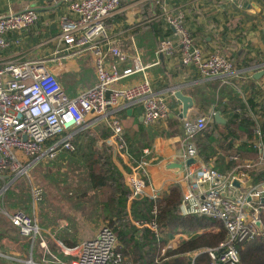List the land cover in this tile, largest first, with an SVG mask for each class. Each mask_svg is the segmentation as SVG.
Segmentation results:
<instances>
[{
  "label": "built area",
  "instance_id": "obj_1",
  "mask_svg": "<svg viewBox=\"0 0 264 264\" xmlns=\"http://www.w3.org/2000/svg\"><path fill=\"white\" fill-rule=\"evenodd\" d=\"M121 7V0H76L70 4L76 17H60V31L56 38L62 46L54 52L58 63L88 54L94 64L95 84L82 89L76 96L68 94L45 59L20 54L1 55V51L11 44L7 34L34 25L39 19L38 12L30 7L0 13V198L3 199L10 185L28 176L41 159L53 161L63 150L73 151L75 147L71 138L88 127V118L110 121L114 153L124 159L129 168L128 200L145 192L146 183L142 176L150 162L145 158L135 159L129 153L119 108L141 105L146 124L167 119L171 109L164 95L152 88L149 66L142 62L140 52L134 50L130 56L109 35L107 20ZM162 16L180 35L183 65H193L204 78L230 76L236 72L228 56L218 52L207 54L196 44L183 25L181 10L171 13L164 8ZM176 48L171 39H163L157 53L171 55ZM257 68L264 70V64ZM136 75L141 78L135 83L123 84V80ZM208 123L209 115L206 114L183 119L181 155L185 164L177 179L182 194L178 212L183 216L218 219L227 232L226 239L219 246L192 255L193 264L201 253L207 254V264H242L239 245L253 240L264 229V181H257L258 173L252 172L262 159L240 163L227 173L199 159L195 135ZM255 133L263 152L264 129L258 121ZM144 152L149 151L144 149ZM189 159L194 162L187 165ZM230 160L237 161L238 157L233 155ZM234 181L240 185L236 186ZM157 198L158 195H153L146 214L131 219V223L152 237L158 260L166 247L160 246ZM32 199L33 204L44 201L43 189L33 188ZM1 210L30 243L29 264H127L116 251L117 238L109 226H103L93 237L72 247L54 238L52 244L57 250L53 251L45 229L33 215L22 209L8 211L1 207ZM193 235V232L177 234L167 246L175 248ZM34 249L38 259L34 256Z\"/></svg>",
  "mask_w": 264,
  "mask_h": 264
},
{
  "label": "crops",
  "instance_id": "obj_2",
  "mask_svg": "<svg viewBox=\"0 0 264 264\" xmlns=\"http://www.w3.org/2000/svg\"><path fill=\"white\" fill-rule=\"evenodd\" d=\"M74 1L76 0H0V13L18 12L31 7L39 15L38 21L33 26L20 33L10 32L7 34L11 44L1 51L2 57H12L20 54L34 59H45L49 68L56 73L65 90L71 96H76L82 89L90 87L96 82L94 64L90 55L85 54L75 59H67L61 64L58 63L54 55L55 50L62 46L56 38L60 31L59 19L61 16L76 17V14L70 9V4ZM121 1V9L107 20L109 35L113 40L118 41L122 50L130 56L134 53V50L140 52L142 62L149 66L148 75L151 78L152 88L162 93L168 105L171 106V114L167 119L157 120L150 126L159 133L166 130V136L158 134L151 139L149 138L148 142L151 146L145 148L149 152L145 153L143 150L144 156H150V163L142 176L146 183L145 192L131 200H128L127 197V203L124 205L123 212L131 221V219L143 217L148 210L151 197L153 195L159 196L166 192L171 185L177 184V179L182 174L181 170L185 164L181 155L182 122L184 118H180L179 114H182L183 104L175 96V93L180 91L193 99L194 105L187 112V118L192 119L199 115L195 109L198 93L210 95L208 110L205 113L209 115L210 122L212 119L216 120V113L223 117L216 110L220 100L218 95L220 87L223 85L230 86L233 94H237L239 98L246 102L247 97L242 87L244 83L247 84L248 81L255 80V82L264 86V74L256 77L258 73H264L263 69L257 68L264 64V0ZM153 1L156 2L157 8L159 7L158 9L161 10L160 14L152 11V8H155ZM248 5H251V7ZM164 8L171 13L182 11L184 27L191 35L193 30H198L195 37H192L205 53L208 54L216 49L218 52H224L226 56L230 57L235 52H244L248 53L254 63L243 70H236L230 76L204 78L193 65L187 66L181 63L180 35L163 18ZM161 22H165L166 26L162 25L160 27V36H158L153 30V25L156 23L162 24ZM163 38L171 39L177 45L175 52L171 55L157 53L160 41ZM16 40L19 42L16 43ZM123 65L124 63H121V66ZM247 71H250L253 77L248 80L244 77L242 81L241 72ZM140 78V75H136L123 80V84L135 83ZM237 81L242 83L239 84ZM215 87L214 95L211 90ZM223 102H225L224 99ZM119 115L121 121L123 120V123H127L129 126H133L134 120L145 123L141 105H122L119 108ZM254 117L256 122H263L262 112L259 113V117H256V115ZM175 118L180 119L177 131L176 126L170 124ZM223 119L225 118L223 117ZM109 125V120L96 121L91 118L87 120V126L94 128L98 134L97 147L100 151L109 150L107 139L101 137L102 133L111 131ZM255 127L256 124L253 130L256 136V146L254 147L248 142L245 134H241L235 148L241 154L243 162H258L262 159V163L257 166H263L264 150L262 152L258 146L259 136L255 133ZM261 127L264 129V124ZM124 139L129 150L125 135ZM99 143L101 147H99ZM129 153L131 154L130 151ZM111 161L117 170L118 176L127 186L129 168L125 160L114 153ZM41 162L42 159L32 168ZM179 163L183 164L182 169L178 168ZM255 173H258V176L260 175V172ZM1 184L0 182V186ZM44 193H46L45 190ZM39 204L34 203L35 207ZM2 205L0 202V257L2 262L9 263L8 261L12 259L22 262L21 254L23 250L26 251L25 238L22 237L19 229L11 223L10 219L1 210V207H4Z\"/></svg>",
  "mask_w": 264,
  "mask_h": 264
},
{
  "label": "trees",
  "instance_id": "obj_3",
  "mask_svg": "<svg viewBox=\"0 0 264 264\" xmlns=\"http://www.w3.org/2000/svg\"><path fill=\"white\" fill-rule=\"evenodd\" d=\"M153 5L155 8H152V11L160 14L161 10L158 9L159 7L157 8L155 1H153ZM162 25L166 26V23L153 25V30L158 36H160L159 29ZM197 32L198 30H193L191 36L195 37ZM215 52H218V50L214 49L209 53ZM218 53L225 55L224 52ZM229 58L233 62L235 70H243L254 63L248 53L244 52H235ZM244 77L248 80L253 77V74L250 71L241 72L242 81ZM242 87L247 97L246 102L239 98L237 94H233L230 86L223 85L220 87L218 93L220 100L216 110L223 115L226 122L219 123L212 119L204 130L195 135L199 159L213 164L218 171L223 173H227L236 165L244 163L241 160V154L235 148L236 142L241 138V134H245L248 142L254 147L256 146V136L253 132L256 124L254 116L259 117V113L262 112L263 122H261V125L264 124V86L255 82V80H250L247 84L244 83ZM215 90L216 87L211 92L214 93ZM197 96L198 100L195 109L199 114H205L208 110L211 96L203 93H198ZM223 99L225 102H223ZM179 120V118H175L174 121H169L171 125L176 126V131L179 129ZM123 122L122 120L124 135L133 157L138 160L146 157L150 161V156H144L143 150L150 148L151 145L148 141L153 136L158 134L166 136V130L159 133L150 128L152 123H141L138 120H134L133 126ZM71 142L75 147L74 150L61 151L58 155L59 159L57 158L58 160L53 165L56 171L61 168L62 163H70L72 169L80 165L84 172V174L82 172H80V175L77 174L79 182L75 180L72 182V184L75 182L77 184L73 187L78 190V195L74 199L73 196H70V204H74L75 200L81 199L88 204L87 206L79 205L83 213L89 214V220L85 218L81 225L84 230L87 228L83 240L93 237L103 226H109L117 238L116 251L121 254L127 264H193L189 260L190 256H194L206 248L217 247L226 239L227 232L222 222L218 219L198 215L183 216L178 212L182 194L179 185L173 184L157 198V219L161 232L160 246L162 248L166 247L164 255L157 260L155 250L152 247V237L146 231L137 230L129 218L125 216V212H123L124 205L127 203L129 188L124 185L118 176L110 155L106 151L98 149V134L96 130L92 127L80 130L72 136ZM230 155H236L238 160L231 161L229 159ZM42 161L48 160L44 159ZM263 168L264 165L256 166L252 169L253 173L260 172L257 181H264ZM49 172H51L50 169H48ZM16 183L17 181L14 184ZM55 185L58 190L63 188L56 182ZM34 188L45 190L40 186ZM9 190L5 192L2 199L3 206L5 197L10 193ZM64 198L67 199V196L65 195ZM91 201H93L92 204H90ZM91 222L96 224L91 226ZM40 225L42 226V224ZM215 228H218V230L216 231ZM93 229L98 230L93 231ZM139 232H142V235H138ZM191 232L194 235L183 241L179 246L175 248L167 246L176 233ZM68 235L69 231L65 230L61 236H58L65 245L72 247L81 242L68 237ZM239 253L242 264H264V229L253 240L239 245ZM34 256H36L35 253ZM208 260L207 254L201 253L196 256L194 264H207ZM0 261H2L1 257ZM10 263L23 264L13 259L10 260Z\"/></svg>",
  "mask_w": 264,
  "mask_h": 264
},
{
  "label": "rangeland",
  "instance_id": "obj_4",
  "mask_svg": "<svg viewBox=\"0 0 264 264\" xmlns=\"http://www.w3.org/2000/svg\"><path fill=\"white\" fill-rule=\"evenodd\" d=\"M114 150V147L109 146V150L105 151L112 157ZM57 158L53 161H42L39 165L30 170L28 176L23 177L16 184L10 185V190L8 189L10 193L5 197L6 199H4V207L6 210H25L32 214L36 220L42 224L53 251L57 250L56 246L52 244L53 240H60L58 236H61L65 230L69 231L68 237L82 242L87 228L84 230L81 225L85 218H89V214L83 213L79 206L82 204L87 206L88 204H86L87 202H85V200H75L74 204H70V196H73L74 199L75 196L78 195V190L74 188L77 184L76 182L72 184V182L74 180L79 182L77 174L80 175V172L84 174L82 168L78 165L77 168L73 167L72 169L70 163H62L61 168L56 171L53 164L59 159ZM48 169H50L51 172L48 173ZM55 182L63 188L58 190ZM38 186L43 187L46 193L45 200L41 202L39 206L35 207L32 202L31 188ZM65 195L67 199L64 198ZM0 200L2 203V198H0ZM92 203L93 201L90 202V204ZM95 224V222H91V226ZM96 230L98 229H93V231ZM215 230L217 231L218 228H215ZM177 234L180 233H176L175 235ZM24 241L26 242L24 244L26 246V251L23 250L21 254V263L29 264L30 243L26 239ZM35 255L38 259L36 250ZM8 262L9 263L0 261V264H11L10 261Z\"/></svg>",
  "mask_w": 264,
  "mask_h": 264
},
{
  "label": "water",
  "instance_id": "obj_5",
  "mask_svg": "<svg viewBox=\"0 0 264 264\" xmlns=\"http://www.w3.org/2000/svg\"><path fill=\"white\" fill-rule=\"evenodd\" d=\"M248 6L251 7V5H248ZM262 74H264V73H258V74L256 75V77H258V76H260V75H262ZM175 96H176V97L178 98V100L183 104V111H182V114H179V117H180V118H186L187 115H188V114H187L188 109H189V108H192L193 105H194V103H193V99H192L191 97H188V96L184 95V94L181 93L180 91H177V92L175 93ZM215 118H216V120H217L218 122L225 123V119H223V117H221V115H220L219 113H216V114H215ZM110 136H111V132H109V131H108V132H104V133L101 134V137H102L103 139H107V144H108V146L112 147V146H113V142H112ZM98 145H99V147H101V144H100V143H99ZM193 162H194V159H189V160H187L186 164L189 165V164H191V163H193ZM172 166L174 167V165H172ZM178 168L182 169V168H183V164H182V163H179V164H178ZM234 184H235L236 186H239V185H240L238 181H234ZM258 226L261 227L260 224H258ZM138 235H142V232H139ZM189 259L192 261L194 258H193L192 256H190Z\"/></svg>",
  "mask_w": 264,
  "mask_h": 264
}]
</instances>
